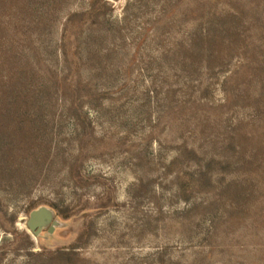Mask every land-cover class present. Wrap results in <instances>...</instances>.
Here are the masks:
<instances>
[{"label": "rangeland", "instance_id": "374dc122", "mask_svg": "<svg viewBox=\"0 0 264 264\" xmlns=\"http://www.w3.org/2000/svg\"><path fill=\"white\" fill-rule=\"evenodd\" d=\"M0 264H264V0H0Z\"/></svg>", "mask_w": 264, "mask_h": 264}, {"label": "water", "instance_id": "95a60500", "mask_svg": "<svg viewBox=\"0 0 264 264\" xmlns=\"http://www.w3.org/2000/svg\"><path fill=\"white\" fill-rule=\"evenodd\" d=\"M39 220H40V217H39V216H35V217L33 218L32 222L30 223V228H31V230H34V229L36 228V226H37Z\"/></svg>", "mask_w": 264, "mask_h": 264}]
</instances>
